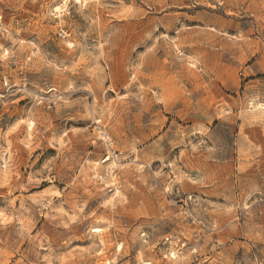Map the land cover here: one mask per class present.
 <instances>
[{
    "label": "rangeland",
    "instance_id": "obj_1",
    "mask_svg": "<svg viewBox=\"0 0 264 264\" xmlns=\"http://www.w3.org/2000/svg\"><path fill=\"white\" fill-rule=\"evenodd\" d=\"M0 264H264V0H0Z\"/></svg>",
    "mask_w": 264,
    "mask_h": 264
},
{
    "label": "bare ground",
    "instance_id": "obj_2",
    "mask_svg": "<svg viewBox=\"0 0 264 264\" xmlns=\"http://www.w3.org/2000/svg\"><path fill=\"white\" fill-rule=\"evenodd\" d=\"M65 2H66V1H63V2H62V5H64ZM62 5H61V7H56V8L54 9V12H59V11H61V8L64 7V6H62Z\"/></svg>",
    "mask_w": 264,
    "mask_h": 264
}]
</instances>
